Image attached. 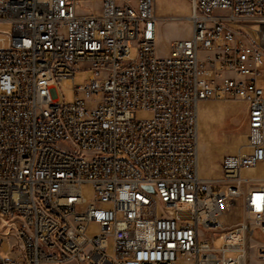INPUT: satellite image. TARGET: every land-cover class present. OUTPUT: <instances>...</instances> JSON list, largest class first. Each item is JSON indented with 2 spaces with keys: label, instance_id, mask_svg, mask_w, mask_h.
Segmentation results:
<instances>
[{
  "label": "built area",
  "instance_id": "obj_1",
  "mask_svg": "<svg viewBox=\"0 0 264 264\" xmlns=\"http://www.w3.org/2000/svg\"><path fill=\"white\" fill-rule=\"evenodd\" d=\"M89 2L0 0V264L264 260V0H190L167 53L155 0ZM222 98L246 149L204 176L198 107Z\"/></svg>",
  "mask_w": 264,
  "mask_h": 264
},
{
  "label": "rangeland",
  "instance_id": "obj_2",
  "mask_svg": "<svg viewBox=\"0 0 264 264\" xmlns=\"http://www.w3.org/2000/svg\"><path fill=\"white\" fill-rule=\"evenodd\" d=\"M190 0H155L156 48L160 53H167L169 43L173 39H185L191 34L189 21ZM84 9L98 10V2H89ZM215 13L225 14L226 11L215 10ZM2 30V29H1ZM136 49L131 48L125 59H134ZM89 70H77L74 74V84H83L90 75ZM60 101L72 102L75 93L73 86L67 81L57 85ZM139 116H146L140 114ZM247 114L242 101L235 98L211 99L199 104L198 107V140H199V168L204 176H216L219 173L221 158L229 153L246 149ZM264 176V172H258ZM89 189V188H87ZM244 219V215L237 210L232 211L225 218V224L232 226ZM93 227H91L92 229ZM222 234V233H221ZM260 236L255 234L254 239ZM250 240L249 243H251ZM221 238L213 237L212 245L219 247ZM235 253H228L234 255ZM192 261L180 260L178 264H192ZM74 264V263H68ZM247 264H264V260L255 257L254 248L249 246Z\"/></svg>",
  "mask_w": 264,
  "mask_h": 264
}]
</instances>
